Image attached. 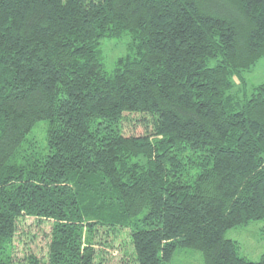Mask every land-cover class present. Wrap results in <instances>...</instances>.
<instances>
[{
  "label": "trees",
  "instance_id": "obj_1",
  "mask_svg": "<svg viewBox=\"0 0 264 264\" xmlns=\"http://www.w3.org/2000/svg\"><path fill=\"white\" fill-rule=\"evenodd\" d=\"M263 55L264 0H0V264H96L124 228L137 264H264L226 237L264 218V85L232 91ZM22 216L52 221L47 260L14 258Z\"/></svg>",
  "mask_w": 264,
  "mask_h": 264
},
{
  "label": "rangeland",
  "instance_id": "obj_2",
  "mask_svg": "<svg viewBox=\"0 0 264 264\" xmlns=\"http://www.w3.org/2000/svg\"><path fill=\"white\" fill-rule=\"evenodd\" d=\"M130 38L128 35L104 37L101 43V52L105 68L112 71L117 59L127 53ZM210 66L216 64V60L209 62ZM240 79L234 78L233 92L244 99L249 97L258 87L264 85V55L255 64L245 69ZM46 121H41L30 134L35 135L40 145L46 146ZM153 129L152 121L145 120L140 113H126L123 121L124 134L142 136ZM52 221L38 219L33 216H22L18 222V232L14 239L12 254L16 259H25L33 254L41 260L48 259L49 243L51 239ZM96 240L101 241L97 245L98 256L96 264H137L135 253L130 238V229L124 228L115 233H97ZM226 237L236 240L240 244L242 255L248 259L257 261L264 253V218L254 220L242 226L227 230ZM106 242V243H105ZM164 264H206L205 256L201 250L192 248H179L173 258Z\"/></svg>",
  "mask_w": 264,
  "mask_h": 264
}]
</instances>
